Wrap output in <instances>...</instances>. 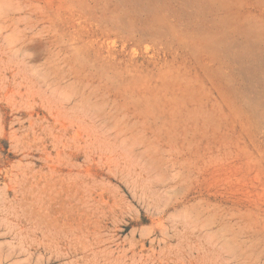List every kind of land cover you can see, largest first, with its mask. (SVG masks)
<instances>
[{"label":"rangeland","instance_id":"374dc122","mask_svg":"<svg viewBox=\"0 0 264 264\" xmlns=\"http://www.w3.org/2000/svg\"><path fill=\"white\" fill-rule=\"evenodd\" d=\"M0 264H264V0H0Z\"/></svg>","mask_w":264,"mask_h":264}]
</instances>
